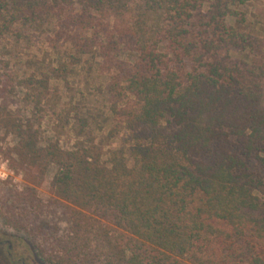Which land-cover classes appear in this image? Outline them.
I'll return each instance as SVG.
<instances>
[{"label": "trees", "instance_id": "trees-1", "mask_svg": "<svg viewBox=\"0 0 264 264\" xmlns=\"http://www.w3.org/2000/svg\"><path fill=\"white\" fill-rule=\"evenodd\" d=\"M252 1L0 0V45L52 27L46 44L73 66L98 61L125 131L106 158L40 148L9 97L44 83L22 82L0 52V125L18 140L16 165L40 178L54 167L57 198L34 210L21 195L5 219L40 253L60 246L49 264H264V37L238 10Z\"/></svg>", "mask_w": 264, "mask_h": 264}, {"label": "rangeland", "instance_id": "rangeland-1", "mask_svg": "<svg viewBox=\"0 0 264 264\" xmlns=\"http://www.w3.org/2000/svg\"><path fill=\"white\" fill-rule=\"evenodd\" d=\"M238 10L245 15L243 30L264 37V0L248 2ZM227 22L235 25L233 17H228ZM51 32L52 27H44L40 33L30 32L29 38L24 40L7 36L1 41L0 52L22 82L26 83L34 74L44 83H26L18 88L9 97L13 102L9 110L17 119H30L35 124L40 148L51 142H58L63 149L80 143L94 147L106 158L110 151L123 148L125 134L117 127L111 111L107 92L109 78L97 74V60L85 57L83 63L73 66L68 59V49L50 48L45 38ZM232 55L241 57L238 53ZM121 56L130 59L128 53L123 52ZM26 95L30 103L24 102ZM17 141L14 133L0 125V230L24 241L18 251L27 264H49L50 256L54 255L48 252L55 254L60 246L50 242L45 252L40 253L39 241L35 242L24 230L6 223L5 215L22 209L21 195L33 201L34 210L44 209L57 200L49 188L54 167L40 178L36 171H25L16 165L12 151ZM262 174L264 176V170ZM258 195L264 198V190ZM0 264H10L1 251Z\"/></svg>", "mask_w": 264, "mask_h": 264}, {"label": "flooded vegetation", "instance_id": "flooded-vegetation-1", "mask_svg": "<svg viewBox=\"0 0 264 264\" xmlns=\"http://www.w3.org/2000/svg\"><path fill=\"white\" fill-rule=\"evenodd\" d=\"M19 246H24V241L21 238L0 230V251L4 252L10 264H27L26 260L19 256Z\"/></svg>", "mask_w": 264, "mask_h": 264}]
</instances>
